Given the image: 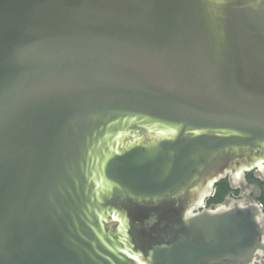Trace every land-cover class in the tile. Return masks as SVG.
I'll list each match as a JSON object with an SVG mask.
<instances>
[{
  "label": "water",
  "instance_id": "obj_1",
  "mask_svg": "<svg viewBox=\"0 0 264 264\" xmlns=\"http://www.w3.org/2000/svg\"><path fill=\"white\" fill-rule=\"evenodd\" d=\"M252 170L264 0H0V264H264Z\"/></svg>",
  "mask_w": 264,
  "mask_h": 264
},
{
  "label": "trees",
  "instance_id": "obj_2",
  "mask_svg": "<svg viewBox=\"0 0 264 264\" xmlns=\"http://www.w3.org/2000/svg\"><path fill=\"white\" fill-rule=\"evenodd\" d=\"M260 185L261 188L263 189V196L259 198V201L263 204V208H264V182L260 183ZM230 190L231 187L228 179H222L218 181L215 184V191L213 195L207 199L206 204L210 205L212 203L222 202L225 199L226 195L229 194Z\"/></svg>",
  "mask_w": 264,
  "mask_h": 264
},
{
  "label": "flooded vegetation",
  "instance_id": "obj_3",
  "mask_svg": "<svg viewBox=\"0 0 264 264\" xmlns=\"http://www.w3.org/2000/svg\"><path fill=\"white\" fill-rule=\"evenodd\" d=\"M254 171L255 170H252V171H248L247 172V179L250 183H254V184H258L259 186L260 183L264 182V180H261L259 178H256L255 174H254ZM227 179V178H225ZM229 194H231L232 196H234L237 200H241L242 198L239 197V194H240V190L238 188H231ZM263 196V189H262V192L260 193V197ZM259 197V198H260Z\"/></svg>",
  "mask_w": 264,
  "mask_h": 264
}]
</instances>
